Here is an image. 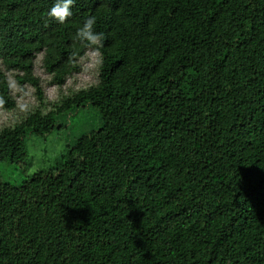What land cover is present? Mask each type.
<instances>
[{
	"label": "trees",
	"instance_id": "obj_1",
	"mask_svg": "<svg viewBox=\"0 0 264 264\" xmlns=\"http://www.w3.org/2000/svg\"><path fill=\"white\" fill-rule=\"evenodd\" d=\"M52 3L0 0V109L9 75L39 102L0 129V264H264V78L244 59L264 0H75L63 24ZM90 15L96 80L47 110L35 61L59 88L79 73ZM110 102L132 130L123 154L104 146L115 186L87 190L80 139ZM56 132L59 156L29 172L26 135Z\"/></svg>",
	"mask_w": 264,
	"mask_h": 264
},
{
	"label": "rangeland",
	"instance_id": "obj_2",
	"mask_svg": "<svg viewBox=\"0 0 264 264\" xmlns=\"http://www.w3.org/2000/svg\"><path fill=\"white\" fill-rule=\"evenodd\" d=\"M252 21L255 34H257L252 50L255 51L257 56L253 57L246 54L244 59H247L251 64L247 65L248 68H254L264 78V20L259 18V15H254ZM96 57L97 53L87 51L86 56L81 60L82 70L68 77L65 84L59 88L47 83L49 76L43 71L41 67V55H38L34 65V74L40 79L47 110L52 108V102L59 100L61 96L68 94L69 91H77L95 82L97 73L95 68ZM9 76L13 85V93H16V106L12 111L0 109V129L14 125L23 116L25 109L35 108L39 103L33 88L26 86L24 91H20L15 86L12 75ZM139 105H143V102ZM101 109L106 117L105 129L101 132H95L90 136L81 137L80 139L85 163L91 167H95V169L91 168L88 174L79 181V185L87 190L115 186L111 179H118L120 171L116 168L109 151L104 146L113 145L116 153L123 154L127 144L125 133L132 130L131 125H127L121 118L114 104L111 102L107 103L101 106ZM73 118L74 128H68V132L75 135L84 127L80 123V121H83L81 115L74 116ZM64 137V132L48 133L41 137L28 133L26 135V145L31 162L29 172L43 168L44 161L56 159L64 146ZM105 177L107 179H104Z\"/></svg>",
	"mask_w": 264,
	"mask_h": 264
},
{
	"label": "clouds",
	"instance_id": "obj_3",
	"mask_svg": "<svg viewBox=\"0 0 264 264\" xmlns=\"http://www.w3.org/2000/svg\"><path fill=\"white\" fill-rule=\"evenodd\" d=\"M74 2L75 0H53L47 17L63 24L72 16L71 7ZM95 22V17L90 15L76 30L75 37L78 42L85 44L89 51L99 54L105 43V34L94 30Z\"/></svg>",
	"mask_w": 264,
	"mask_h": 264
}]
</instances>
